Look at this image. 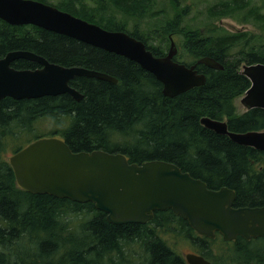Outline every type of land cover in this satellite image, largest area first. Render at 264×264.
<instances>
[{
  "label": "trees",
  "instance_id": "trees-1",
  "mask_svg": "<svg viewBox=\"0 0 264 264\" xmlns=\"http://www.w3.org/2000/svg\"><path fill=\"white\" fill-rule=\"evenodd\" d=\"M70 2L58 5L62 8L53 5L91 22L71 11ZM235 9L249 10L246 0H219L209 13L218 16ZM250 17L264 30V12L252 11ZM98 19L92 23L110 24L102 17ZM178 24L176 19L160 26L158 35L163 45L165 40L170 43L169 35L181 31ZM115 30L141 40L153 55H164L161 49L150 47L149 39L137 30H124L119 25ZM204 31L210 32L208 38L198 35L194 28L185 30L188 56L178 60V52L174 58L189 65L210 56L222 68L197 64L196 70L205 75L204 84L168 97L162 93L161 83L130 59L65 34L0 20V57L8 51L27 50L53 63L81 66L116 79L113 83L73 77L69 85L81 93L79 100L68 93L0 99V264H187L167 242L169 232L187 239L189 252L203 255L212 264H264V238L245 240L238 236L224 241L217 233L209 239L197 234L170 209L155 210L145 223L111 224L92 202L18 187L10 165L1 156L8 144L15 152L39 137L58 135L72 151L99 149L120 152L129 162H172L208 188L233 189L235 206L264 205V151L238 144L200 123L201 117L209 116L226 118L230 131L264 130L263 108L236 114L233 103L250 85L239 72L240 63H264V35L245 37L222 27L220 34ZM11 66L33 69L37 64L18 58ZM43 122L45 126L38 127ZM214 242L230 246L232 252L225 260L219 261L212 253L210 245Z\"/></svg>",
  "mask_w": 264,
  "mask_h": 264
},
{
  "label": "water",
  "instance_id": "water-1",
  "mask_svg": "<svg viewBox=\"0 0 264 264\" xmlns=\"http://www.w3.org/2000/svg\"><path fill=\"white\" fill-rule=\"evenodd\" d=\"M0 19L10 25H34L65 34L103 50L119 54L150 72L173 97L201 86L205 75L196 64L221 69L211 57L185 65L175 61L176 45L170 39L163 56H154L144 43L123 30H107L40 0H0ZM24 58L36 68H14L11 62ZM240 72L249 82L239 102L245 109H264V63L243 64ZM75 76L94 77L116 83L106 73L81 66H63L27 50H12L0 57V99L37 98L68 93L75 100L81 93L69 85ZM200 123L234 142L264 151V130L234 132L226 120L209 116ZM7 161L18 187L76 202H92L111 224L145 223L155 210L170 209L199 235L224 241L238 236L264 238V205L235 206L233 189L208 188L177 165L164 160L129 162L120 152L72 151L58 135L39 137L10 154ZM187 264H212L203 255L184 254Z\"/></svg>",
  "mask_w": 264,
  "mask_h": 264
},
{
  "label": "rangeland",
  "instance_id": "rangeland-1",
  "mask_svg": "<svg viewBox=\"0 0 264 264\" xmlns=\"http://www.w3.org/2000/svg\"><path fill=\"white\" fill-rule=\"evenodd\" d=\"M52 3L51 5H59L67 3L68 0H46ZM102 3H97L95 0H71L68 5L70 10L79 13L81 16L89 19L91 22H99L98 17L110 22V24L99 23L103 27L115 30V26H122L127 30H137L149 39L148 45L153 48L161 49L164 54L169 49V41L165 40L164 45L160 42L159 28L167 25L177 19L179 20L178 27L182 29L180 32L173 33V39L178 46L180 52L179 60L185 59L186 49L184 43L187 41V35L184 31L193 29L198 35L208 38L210 32L204 30L210 29L215 34H220L218 29L221 28L229 33L236 29L247 28L253 34L264 35V30L261 25L250 20L248 24L244 23L249 20L248 15L252 11L264 12V0H246L249 10H237L214 16L209 13V8L218 3L219 0H101ZM124 4V5H123ZM53 5V6H54ZM58 6V7H59ZM56 7V6H55ZM57 7V8H58ZM62 8V7H59ZM82 8V9H81ZM84 8V9H83ZM81 10V11H80ZM89 10V11H88ZM88 13H87V12ZM85 12V13H84ZM8 24V23H7ZM115 24V26H114ZM171 30V28H170ZM167 33V30H163ZM152 36V37H151ZM166 36V35H165ZM258 40V39H257ZM256 41V40H255ZM159 44L160 46H158ZM262 42L260 43L261 46ZM255 45V44H254ZM251 46V45H250ZM256 47H259L255 45ZM255 48V47H254ZM240 95L233 99L236 108V114L245 111L243 105L239 102ZM226 118H224L225 120ZM46 122L38 124V127L45 126ZM46 130V129H42ZM10 144L6 145L1 156L7 161V158L12 154ZM8 162V161H7ZM9 164V163H8ZM167 242L179 254L183 255L191 250L189 241L179 235L169 232L166 235ZM216 239V238H215ZM229 245V244H228ZM212 253L219 261L225 260L227 253L232 252L230 246L225 247L221 244L212 243ZM213 257V256H212ZM217 263V259L213 257Z\"/></svg>",
  "mask_w": 264,
  "mask_h": 264
},
{
  "label": "flooded vegetation",
  "instance_id": "flooded-vegetation-1",
  "mask_svg": "<svg viewBox=\"0 0 264 264\" xmlns=\"http://www.w3.org/2000/svg\"><path fill=\"white\" fill-rule=\"evenodd\" d=\"M1 20V19H0ZM250 20H251V22L252 21H254L253 20V18H249V20H247V21H245L244 23H246V24H248V22H250ZM3 21V20H2ZM5 22V21H4ZM255 22V21H254ZM10 25V24H9ZM219 25L222 27L223 25L221 24V22L219 21ZM249 25V24H248ZM224 27V26H223ZM244 27H246V26H244ZM241 28V29H236V30H234V31H229V33H236V32H239V33H241V35H244L245 37H248V36H251V35H257V34H253L251 31H248L247 30V28ZM170 39H172L173 41H174V39H173V36H171V35H169V40ZM174 43H175V41H174ZM170 44V43H169ZM246 44H247V42H246ZM176 45V44H175ZM178 53V48H177V46H176V54ZM248 52H245V54H247ZM175 54V55H176ZM165 55V54H164ZM174 55V56H175ZM174 56H173V59H175L174 58ZM203 57H206V56H203ZM207 57H210V56H207ZM212 58V57H211ZM214 59V58H213ZM179 60V59H178ZM198 60V59H197ZM196 60V61H197ZM215 60V59H214ZM216 61V60H215ZM179 62V61H178ZM183 63V62H182ZM254 63H257V62H254ZM261 63H263V62H261ZM243 64H252V63H247V62H245V61H242L241 63H240V70H241V66L243 65ZM204 65V64H203ZM240 72V71H239Z\"/></svg>",
  "mask_w": 264,
  "mask_h": 264
},
{
  "label": "bare ground",
  "instance_id": "bare-ground-1",
  "mask_svg": "<svg viewBox=\"0 0 264 264\" xmlns=\"http://www.w3.org/2000/svg\"><path fill=\"white\" fill-rule=\"evenodd\" d=\"M82 9V8H81ZM84 9V8H83ZM89 11V10H88ZM87 12V11H86ZM85 13V12H84ZM88 13V12H87ZM152 37V36H151ZM238 52V51H237ZM234 58H236V57H234ZM242 58V57H241ZM240 58V59H241ZM237 60V59H236ZM242 60V59H241ZM238 65V64H237ZM36 121V120H35ZM50 123V122H49ZM55 127V126H54ZM35 133V132H34ZM38 133V132H37ZM41 133V132H40Z\"/></svg>",
  "mask_w": 264,
  "mask_h": 264
}]
</instances>
